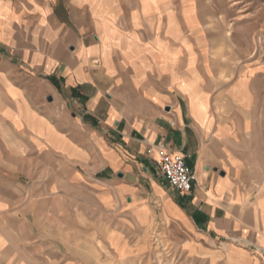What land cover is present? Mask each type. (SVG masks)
<instances>
[{
  "label": "crops",
  "instance_id": "1",
  "mask_svg": "<svg viewBox=\"0 0 264 264\" xmlns=\"http://www.w3.org/2000/svg\"><path fill=\"white\" fill-rule=\"evenodd\" d=\"M208 2L0 0V264H264L261 68Z\"/></svg>",
  "mask_w": 264,
  "mask_h": 264
},
{
  "label": "rangeland",
  "instance_id": "2",
  "mask_svg": "<svg viewBox=\"0 0 264 264\" xmlns=\"http://www.w3.org/2000/svg\"><path fill=\"white\" fill-rule=\"evenodd\" d=\"M208 26L211 29L213 54L216 57L244 58L245 66L260 65L264 102V0H208ZM154 264H186L183 260L161 261Z\"/></svg>",
  "mask_w": 264,
  "mask_h": 264
},
{
  "label": "built area",
  "instance_id": "3",
  "mask_svg": "<svg viewBox=\"0 0 264 264\" xmlns=\"http://www.w3.org/2000/svg\"><path fill=\"white\" fill-rule=\"evenodd\" d=\"M156 166L162 172L165 180L175 187L181 194L191 190L193 171L185 163L184 156L166 153L165 147L159 145L157 151Z\"/></svg>",
  "mask_w": 264,
  "mask_h": 264
}]
</instances>
